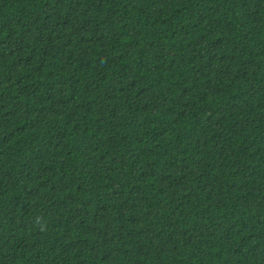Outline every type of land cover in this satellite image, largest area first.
I'll return each mask as SVG.
<instances>
[{
    "label": "trees",
    "instance_id": "trees-1",
    "mask_svg": "<svg viewBox=\"0 0 264 264\" xmlns=\"http://www.w3.org/2000/svg\"><path fill=\"white\" fill-rule=\"evenodd\" d=\"M0 264H264V0H0Z\"/></svg>",
    "mask_w": 264,
    "mask_h": 264
}]
</instances>
